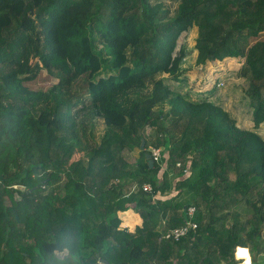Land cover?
Segmentation results:
<instances>
[{"label":"trees","instance_id":"1","mask_svg":"<svg viewBox=\"0 0 264 264\" xmlns=\"http://www.w3.org/2000/svg\"><path fill=\"white\" fill-rule=\"evenodd\" d=\"M175 1L0 0V264H238V245L264 256V137L194 97L187 62L190 39L197 69L242 61L259 128L264 0Z\"/></svg>","mask_w":264,"mask_h":264},{"label":"rangeland","instance_id":"2","mask_svg":"<svg viewBox=\"0 0 264 264\" xmlns=\"http://www.w3.org/2000/svg\"><path fill=\"white\" fill-rule=\"evenodd\" d=\"M168 6L172 9L177 5V1L175 0H166ZM194 39H190L188 42V56L187 62L193 68L195 66L196 61V51L194 50ZM243 62L239 59L227 58L222 61H216L215 63H210L207 67L204 66L205 75L199 82H195L196 86L192 91L194 97H199L203 94L200 91L208 90L209 100L214 101L215 103L221 105L229 112H232L233 115H239L242 121L254 128L257 132L264 137V122L259 126V128L255 127V123L252 120L251 107L249 106V99L246 96V89L248 87V79L246 77L239 75V70L241 69ZM52 80L41 82L45 83V85H49L50 83L57 82L58 80L51 78ZM217 80V81H216ZM168 83L171 82L167 79ZM221 82V84H220ZM76 90L79 93L85 94L87 87V78L84 76L76 83ZM174 90H182L184 86H179L177 83H172ZM207 88V89H205ZM95 130V131H94ZM93 130L92 126L89 127V131H93L94 139L98 140L99 133L103 130V122L101 120L95 125V129ZM141 149L139 147L135 148L128 154V158L130 161L136 162L135 158L139 156V152ZM134 211L128 210V214H132ZM128 219L129 215H126ZM140 217V216H139ZM125 220V219H124ZM137 223V222H134ZM126 224V223H124ZM132 225V224H129ZM133 228V227H130ZM259 263L264 264V256L261 254L258 256Z\"/></svg>","mask_w":264,"mask_h":264},{"label":"built area","instance_id":"3","mask_svg":"<svg viewBox=\"0 0 264 264\" xmlns=\"http://www.w3.org/2000/svg\"><path fill=\"white\" fill-rule=\"evenodd\" d=\"M220 84H221V82H220ZM162 150H163L162 148L150 147V154H151L152 159H153L154 162H157V163L161 164V159H162V156H163L162 155V152H163ZM144 188H145V190H152V186L150 184H147ZM194 212H195V207H191L189 209V213L192 215ZM196 227H197V224L195 222L188 221L186 225L173 229L166 236L167 237L174 236L175 238L178 239V238H180L182 236H186L191 228H196ZM241 248H246L249 251V253L251 255V258H252V264H255L254 263L253 253H252L250 247L246 246V245H238L236 247V249H235L234 255H235V258L238 260V264H244V258L243 257H239V255H238L239 254V250Z\"/></svg>","mask_w":264,"mask_h":264},{"label":"crops","instance_id":"4","mask_svg":"<svg viewBox=\"0 0 264 264\" xmlns=\"http://www.w3.org/2000/svg\"><path fill=\"white\" fill-rule=\"evenodd\" d=\"M230 58L232 59L233 57H230ZM234 59H236V58H234ZM196 67L194 66L193 69H191V71H190V78H191L192 81H195L197 83V82H199V79L201 80L203 78V76L205 75V73H204L205 70H204V66L203 65H201V66L198 65L199 71H198V69ZM195 82H194V84H196ZM172 83H175V82H172ZM171 85L173 87V84H171ZM205 89H207V88H205ZM206 91L207 90H204V94H202V95H206L207 94V93H205ZM230 113L232 114V112H230ZM233 117L236 119L237 124L240 127L246 128V129H254V128H251L250 126L246 125L242 121V119H240L241 117L239 115H233ZM103 128H104V124H103ZM139 155H140V152H139ZM120 214H121V217L123 219V225H125V226L134 227L136 224H139L142 221L141 217H139L140 215L138 213H136V212H133L132 214H130V213L128 214V211H126V212H122ZM126 215H129V218L128 219H126L127 218ZM134 222H137V223H134ZM124 223H126V224H124ZM129 224H132V225H129Z\"/></svg>","mask_w":264,"mask_h":264},{"label":"water","instance_id":"5","mask_svg":"<svg viewBox=\"0 0 264 264\" xmlns=\"http://www.w3.org/2000/svg\"><path fill=\"white\" fill-rule=\"evenodd\" d=\"M141 150H144L145 149V142L143 141L142 142V145H141ZM146 157L148 158V162H149V165L150 167H153L154 166V161L152 159V156L150 153H146ZM100 262L104 263V264H111L108 260H105V259H101Z\"/></svg>","mask_w":264,"mask_h":264},{"label":"clouds","instance_id":"6","mask_svg":"<svg viewBox=\"0 0 264 264\" xmlns=\"http://www.w3.org/2000/svg\"><path fill=\"white\" fill-rule=\"evenodd\" d=\"M241 249H244V250H246V253H240V250ZM240 250H239V257H243L244 258V264H252V258H251V255H250V253H249V251L246 249V248H241ZM64 252H65V254L67 253V249H65L64 250Z\"/></svg>","mask_w":264,"mask_h":264},{"label":"snow or ice","instance_id":"7","mask_svg":"<svg viewBox=\"0 0 264 264\" xmlns=\"http://www.w3.org/2000/svg\"><path fill=\"white\" fill-rule=\"evenodd\" d=\"M240 253H242V254H243V253H246V250L241 249V250H240Z\"/></svg>","mask_w":264,"mask_h":264}]
</instances>
